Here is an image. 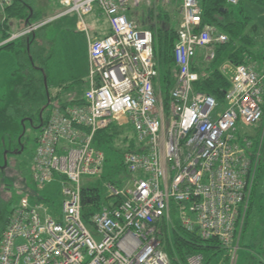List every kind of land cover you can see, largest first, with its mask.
Here are the masks:
<instances>
[{
	"label": "built area",
	"instance_id": "obj_1",
	"mask_svg": "<svg viewBox=\"0 0 264 264\" xmlns=\"http://www.w3.org/2000/svg\"><path fill=\"white\" fill-rule=\"evenodd\" d=\"M161 1L178 4L181 17L168 99L157 84L154 34L128 13L141 0H59L65 7L60 16L75 13L82 21L97 7L110 33L89 40L83 96L55 104L37 138L32 179L41 187L62 185L61 210L51 212L44 199L32 203L22 197L0 240V264H172L161 248L159 224H175L173 210L183 228L216 239L229 252L237 249L264 146V73L256 64L234 65L223 103L196 91L200 76L192 63L198 49L212 50L229 38L202 26L199 0ZM11 3L0 0V8ZM113 123L134 130L135 149H125L122 162L136 177L122 185L109 182L112 202L85 217L83 179L100 176L106 154L95 139ZM240 123L262 128L261 135L239 136ZM257 259L264 264V252ZM188 264H205V258L190 255Z\"/></svg>",
	"mask_w": 264,
	"mask_h": 264
},
{
	"label": "rangeland",
	"instance_id": "obj_2",
	"mask_svg": "<svg viewBox=\"0 0 264 264\" xmlns=\"http://www.w3.org/2000/svg\"><path fill=\"white\" fill-rule=\"evenodd\" d=\"M28 1L34 5L40 19H46L42 28L35 35L36 42L50 52L45 64L46 90L54 102L68 99L74 95L83 96L87 89V87L84 89V85L72 88L66 86L76 78L84 79L85 76L82 77V72L88 71L87 36L84 31L77 28L81 19L75 13L57 17L65 9L58 0ZM141 2V6L134 7V10L128 13L142 28L148 25L157 31L163 26L164 21H168V17H164V13L161 12L172 14L171 25L180 19L179 14L175 15L180 10L176 3L166 5L162 4L161 0H141ZM230 7L235 12L237 20L241 21L243 16H247L251 17L253 24L258 25L260 30L257 35L262 37L258 42L260 48L264 50V46H262L264 44V4L241 0L238 5ZM0 11V13H4L2 8ZM240 11L243 12L242 16L239 14ZM95 12L84 17L89 35L92 37L96 33L104 34L109 28L106 16L101 14L97 7ZM14 31L17 32L19 29ZM215 45L217 43L212 47L214 48ZM212 50H205L202 57ZM35 64L40 65L39 61H35ZM24 80L25 74L20 70L15 54L8 49H0V195L10 202V208L16 206L22 197H28L32 203L41 198L45 200L51 212H59L63 202L62 185L55 181L41 187L36 185L32 179L33 157L40 127H37L36 119L35 122H32L21 119L17 115L22 104L21 87ZM160 85L163 89V85L161 83ZM123 127L124 134L114 141L112 147L97 146L105 152L107 158L100 176L83 179L86 188L98 190L97 204L100 205L112 202L108 188L109 182L118 181L122 185L136 177V174L125 170L122 162L123 152L128 149L129 141L135 139L134 130L130 126ZM261 130H257L254 126H239V132L248 136L258 137L261 135ZM256 177L246 225L241 240L235 244L237 249L229 252L221 247V249H212L211 252L204 251L205 264H259L257 256L264 252V155L260 158ZM94 194L92 193V195ZM172 219L175 224L169 223L167 226V230L172 236L171 239H173L176 230L179 232L183 228L179 221L178 211H172ZM174 227L176 228L174 229ZM164 242H167V245H161L163 250L171 244L169 235L166 236ZM186 263L188 264V258Z\"/></svg>",
	"mask_w": 264,
	"mask_h": 264
},
{
	"label": "trees",
	"instance_id": "obj_3",
	"mask_svg": "<svg viewBox=\"0 0 264 264\" xmlns=\"http://www.w3.org/2000/svg\"><path fill=\"white\" fill-rule=\"evenodd\" d=\"M251 1L264 4V0ZM240 2L241 0H239ZM199 3L203 12L202 26H214L218 32L226 34L229 40L224 44L217 43L215 45L213 58L209 60L195 58L192 63V70L197 72L200 78L194 87L196 91L212 95L220 103H223L224 94L229 88L230 82L220 66L225 61H229L233 65L246 66L257 62L263 63L264 51L260 48L258 42L262 37L257 35L259 27L257 24L252 23L251 17L243 16V20H237L238 18L235 12L231 10L230 5L227 4V0H199ZM176 6L180 9L178 4ZM161 13H164V17H168V21H164L163 26L157 31L148 25L144 28L150 29L154 34V57L159 71V82L157 84L161 83L163 85L164 94L168 99L169 92L175 83L174 49L179 38L178 30L181 17L178 22L171 25L172 14H169V12ZM178 14L180 15V10L175 15ZM239 14L242 16L243 12L240 11ZM4 15V21L0 22V44L8 40L13 34L14 21L20 25L19 31H22L31 24L46 20L40 19L34 5L29 3L28 0H12L10 6L4 9ZM39 29L34 33L0 45V49H8L13 52L20 70L25 74V80L21 87L22 104L17 115L21 119L32 122H35L36 119L38 121L37 127L41 128L42 124L49 118L53 106L69 100L54 102V99L46 90L47 72L45 64L48 61L50 52L36 42L35 35ZM35 61H39L40 65L37 66ZM80 81L83 82L82 80H75L74 82L79 83ZM124 130L123 126L113 123L107 129L98 132L95 144L100 147H112L114 141L124 134ZM127 148L130 150L135 149L134 139L129 141ZM92 193L95 194L92 195ZM98 200V190L94 188L83 189L85 217L100 209V204H97ZM90 202L95 203L94 207L89 206ZM14 208L15 206L10 208V202L0 195V240ZM167 226L165 223L159 224V235L162 244L166 245L167 242H164V240L169 235L171 244L169 247L166 246L165 250L169 254L172 264H187V258L190 255L198 253L203 255L204 251L211 252L212 249H221L220 243L216 239L205 240L196 231H188L185 228H182L179 232L176 230L173 239H171L172 236L169 234Z\"/></svg>",
	"mask_w": 264,
	"mask_h": 264
},
{
	"label": "crops",
	"instance_id": "obj_4",
	"mask_svg": "<svg viewBox=\"0 0 264 264\" xmlns=\"http://www.w3.org/2000/svg\"><path fill=\"white\" fill-rule=\"evenodd\" d=\"M59 1V0H58ZM249 1H251V0H249ZM238 3H239V0H238ZM227 4L228 5H232V4H230V3H228L227 2ZM236 5H238V4H236ZM233 6H235V5H233ZM1 12V11H0ZM62 13V12H61ZM61 13L57 16V17H61L60 15H61ZM93 13H96V12H93ZM101 13V12H100ZM102 14V13H101ZM68 15V14H67ZM62 16H66V15H62ZM77 16V15H76ZM78 17V16H77ZM19 24L17 23V22H13V26H12V31H13V33H15V29H18L19 28ZM77 28H78V30H81V31H84L85 33H86V36H87V40H88V47H87V60H88V66H87V69H88V71H86V72H82L83 74H82V77H84L85 76V81H84V79H82V78H76V79H74L72 82H70L69 84H67L66 86L67 87H70V88H72L73 86H79V85H84V89L87 87H89V85H88V76H89V71H90V69H89V40L90 39H92V38H96V37H102V36H105V35H107V34H109L110 33V25H109V28H108V30L107 31H105V33L102 35V34H98V33H96L93 37L91 36V35H89V29H88V27L86 26V24H85V22L84 21H82L81 20V23H79V25L77 24ZM260 30V29H259ZM17 32H19V31H17ZM259 32V31H258ZM205 50H208L207 48H201V49H198V52H197V58L198 59H200V58H202V59H205V60H209L210 58H209V54H210V52H208L207 54H206V56L205 57H202L203 56V52H206ZM264 51V50H263ZM256 66L258 67V70H259V72H260V74H263L264 73V62L263 63H259V62H257L256 63ZM233 67H234V65L232 64V63H230L229 61H225L221 66H220V68H221V70L223 71V73H224V75H225V77L229 80V82H230V79H231V77H232V75H233ZM75 80H82L83 82H79V83H75L74 81ZM74 82V83H73ZM71 84V85H70ZM263 89H264V79H263ZM82 97V96H81ZM81 97H79V96H76V95H74L73 97H69L68 99H65V101H68V100H70V99H78V98H81ZM62 101H64V100H62ZM239 126H245L244 124H242V123H240L239 124ZM239 126H238V130H237V133H238V135L239 136H241V135H245V134H241L240 132H239ZM246 127H249V126H246ZM249 136H251V135H249ZM253 136V135H252ZM264 155V146H263V150H262V153H261V158H262V156Z\"/></svg>",
	"mask_w": 264,
	"mask_h": 264
},
{
	"label": "water",
	"instance_id": "obj_5",
	"mask_svg": "<svg viewBox=\"0 0 264 264\" xmlns=\"http://www.w3.org/2000/svg\"><path fill=\"white\" fill-rule=\"evenodd\" d=\"M4 19H5L4 13H0V22L4 21ZM0 45H2V43Z\"/></svg>",
	"mask_w": 264,
	"mask_h": 264
}]
</instances>
